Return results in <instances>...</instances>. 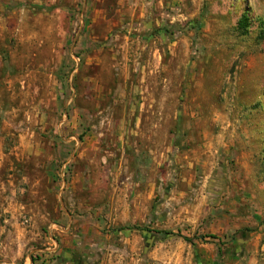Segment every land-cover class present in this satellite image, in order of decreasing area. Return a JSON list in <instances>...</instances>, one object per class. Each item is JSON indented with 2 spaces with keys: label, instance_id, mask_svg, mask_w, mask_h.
Segmentation results:
<instances>
[{
  "label": "rangeland",
  "instance_id": "374dc122",
  "mask_svg": "<svg viewBox=\"0 0 264 264\" xmlns=\"http://www.w3.org/2000/svg\"><path fill=\"white\" fill-rule=\"evenodd\" d=\"M0 264H264V0H0Z\"/></svg>",
  "mask_w": 264,
  "mask_h": 264
},
{
  "label": "trees",
  "instance_id": "16d2710c",
  "mask_svg": "<svg viewBox=\"0 0 264 264\" xmlns=\"http://www.w3.org/2000/svg\"><path fill=\"white\" fill-rule=\"evenodd\" d=\"M243 18L244 19H246L245 18V16H243ZM164 234H172L173 235V232H171V231H165V232H163ZM186 241H189V238H184Z\"/></svg>",
  "mask_w": 264,
  "mask_h": 264
}]
</instances>
